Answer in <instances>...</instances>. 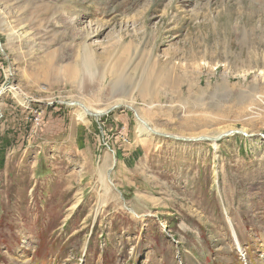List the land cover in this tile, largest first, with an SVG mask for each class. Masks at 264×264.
Wrapping results in <instances>:
<instances>
[{
  "label": "rangeland",
  "instance_id": "1",
  "mask_svg": "<svg viewBox=\"0 0 264 264\" xmlns=\"http://www.w3.org/2000/svg\"><path fill=\"white\" fill-rule=\"evenodd\" d=\"M0 39V264H245L230 222L264 264V139L59 103L264 134V0H0ZM89 122L98 158L55 145Z\"/></svg>",
  "mask_w": 264,
  "mask_h": 264
},
{
  "label": "crops",
  "instance_id": "2",
  "mask_svg": "<svg viewBox=\"0 0 264 264\" xmlns=\"http://www.w3.org/2000/svg\"><path fill=\"white\" fill-rule=\"evenodd\" d=\"M123 110L124 109H120V112L119 113H122L123 112ZM118 113V115H119V117H118V121L119 122H121V124H123L124 126L123 127H125V129L127 130V128H126V126H127V123H125V121H126V119L124 120V119H121V117H120V114ZM114 117H115V115H113V117L110 119V127H113V128H115V127H122V126H120V125H118V124H116L115 122H114ZM83 124H85V123H83ZM87 124V123H86ZM118 125V126H117ZM90 126H91V123L89 122L88 123V127H89V130H88V128H87V130H88V137H91V134H93L92 133V131H90L91 129H90ZM70 127H71V132L70 133H68V134H66V136H60V137H57L60 141H58L57 143H55V145H60V146H66L67 144H70V143H73L74 141L76 142L75 143V146H73L76 150H74L73 149V154H76V156H77V154H82V153H87V154H90V155H92V154H94V157H97L98 158V154H97V152L95 151V149H94V146H93V144H92V140H94L92 137L94 136L95 137V133L97 134V130H95V133L93 134V136L91 137V139H90V143H89V141L86 139V140H83V142H84V144L81 146H78L77 145V141H78V137L80 138H83L84 137V131H82L81 129L82 128H80V125H79V123H77V124H75V125H72V124H70ZM84 130V129H83ZM86 130V129H85ZM126 134H127V131H126ZM87 136V135H86ZM127 136V135H126ZM75 137V138H74ZM74 140V141H73ZM115 140V139H114ZM130 140V141H129ZM128 141H126V143H122L121 142V144H120V146L118 147V148H116V147H114V149H116L117 150V155L119 156V160H124V161H128V165H129V163H130V161L132 160V161H134L136 158L138 159V156H139V152L137 151V149H138V144H136V140H132L131 141V139H129ZM98 141V140H97ZM122 141V140H121ZM99 142V141H98ZM117 142V141H116ZM118 143V142H117ZM111 145H113V142L111 141V143H110ZM122 145H123V147H122ZM101 159H102V162H103V165H106V167H108V168H110V166L112 165V166H114V162H113V156L111 155V153L109 152V151H107V150H103L102 152H101ZM116 155V156H117ZM118 162H120V161H118ZM78 165V164H77ZM132 165V164H131ZM131 165H129V166H131ZM79 166H81V164H79ZM124 169H127V165L125 164L124 165ZM126 180V179H125ZM137 180H140V179H135V180H133L132 179V177L131 178H128V182H129V184H131V185H135L136 184V182H137ZM137 185V184H136ZM140 189H141V187H140Z\"/></svg>",
  "mask_w": 264,
  "mask_h": 264
},
{
  "label": "water",
  "instance_id": "3",
  "mask_svg": "<svg viewBox=\"0 0 264 264\" xmlns=\"http://www.w3.org/2000/svg\"><path fill=\"white\" fill-rule=\"evenodd\" d=\"M0 49L2 50V41H1V39H0ZM3 53H4V51H3ZM4 54H6V53H4ZM59 103L61 105H63V106H67V107H70V108H80V109L84 110V112L86 113V116L90 117V118H101V117H103L105 115H109L110 113H112V112H114L116 110H120L122 108H125V109L133 112L135 118H137L144 125V127L148 131H150L152 133V135H154L156 137H159V138H163V139H170V140H173V141H176V142H182V143L209 142V143L217 144L220 141H222L224 139H227V138H229L231 136H241V137L248 138V139H254V138L260 137V138L264 139V134H259V135L250 134V133H248L246 131H243V130H231V131H228L226 133H222V134H220V135H218L216 137H208V136H200V137H194V138L180 137V136H177V135L167 134V133H163V132L154 130L150 124L146 123L145 121H143L140 118L138 113L131 106H115L112 109H110L107 113H103V114H98L97 115V114H94L93 112H91L86 107V105L81 103V102H59Z\"/></svg>",
  "mask_w": 264,
  "mask_h": 264
},
{
  "label": "bare ground",
  "instance_id": "4",
  "mask_svg": "<svg viewBox=\"0 0 264 264\" xmlns=\"http://www.w3.org/2000/svg\"><path fill=\"white\" fill-rule=\"evenodd\" d=\"M2 50L4 51V49H3V44H2ZM1 50V51H2ZM2 51V52H3ZM4 53H5V51H4ZM0 63H1V60H0ZM18 88V87H17ZM12 89V88H11ZM1 92H0V95L4 92H2V90H0ZM18 95H19V97H22V94H20V93H18ZM77 102H79V101H77ZM85 104V103H84ZM86 105V107L91 111V112H93L94 114H103V113H107L108 111H109V109H111V108H113V107H115V106H124V105H120V104H115V105H111L110 107H108V108H106V110L105 109H95V108H92L91 106H89V105H87V104H85ZM79 112H78V119L79 120H84L85 118H87V116H86V113L84 112V110H82V109H80L79 108V110H78ZM137 112V111H136ZM138 113V112H137ZM139 115V114H138ZM140 116V115H139ZM140 118L143 120V121H145L146 123H148L145 119H144V117H142V116H140ZM137 119V118H136ZM138 120V119H137ZM138 123H139V132L140 133H144V134H147V135H152V133L150 132V131H148L145 127H144V125L138 120ZM149 124V123H148ZM153 128V127H152ZM154 130H156L155 128H153ZM229 131H231V130H229ZM226 132H228V131H226ZM226 132H224V133H226ZM140 136H142V134L140 135ZM145 136V135H144ZM154 136V135H153ZM177 136H179V135H177ZM180 137H183V136H180ZM210 137V136H209ZM188 138H190V137H188ZM213 144H215V143H213ZM215 146V145H214ZM216 147V146H215ZM217 148V147H216ZM103 183H104V181H103ZM110 183V184H109ZM110 185H113L111 182H108V185H105L104 187H106V191L108 192L109 191V189H110ZM110 192V191H109ZM138 218H142V217H144L143 215H139V214H135ZM228 218V217H227ZM227 221H229V218H228V220ZM230 222V221H229ZM230 229H231V233H232V235H233V239H234V241H235V243H236V246H238V248L240 249V251H241V248H242V246H241V244H240V242H239V239H238V236H237V232H236V230H235V228H234V226L233 225H231V222H230ZM243 258L245 259V256H244V254H243Z\"/></svg>",
  "mask_w": 264,
  "mask_h": 264
}]
</instances>
